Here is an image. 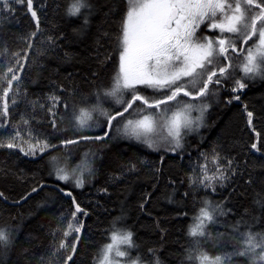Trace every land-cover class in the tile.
<instances>
[{"label": "snow or ice", "instance_id": "6c2138e0", "mask_svg": "<svg viewBox=\"0 0 264 264\" xmlns=\"http://www.w3.org/2000/svg\"><path fill=\"white\" fill-rule=\"evenodd\" d=\"M121 4L122 11L115 0H104L102 4L97 0H69L65 6V17L82 19V28L89 25L94 13L102 12L105 20L120 13L114 33L98 29L94 57L98 66H104L112 59V51L101 52V48L104 42L113 43L118 58L116 71L108 85L94 89L91 99L82 97L78 102L80 86L72 73L65 81L50 78L46 85L41 84L42 78L37 74L31 84L47 90H29L22 75L26 67L35 64L37 57L55 56L64 36L44 34L34 0H0V25L14 19L18 11L30 14L35 24V30L19 37L24 47L13 50L7 42L0 45V150L18 153L28 160L48 153L49 175L76 189H84L96 177L95 162L103 157L89 150L83 156L85 164L69 167L67 157L60 153L71 146L82 142L99 146L121 138L153 151L163 147L176 154L179 150L182 159L185 136L205 126L213 98L230 105L241 101L252 83L264 82V0H121ZM40 7L47 5L42 2ZM38 36L37 44L34 41ZM64 58L70 59L68 53H64ZM98 75L92 70L85 81L94 83L93 78ZM222 92L226 93L223 98ZM243 111L247 126L259 140L260 133L253 123L255 113L246 103ZM96 128L103 131L92 134ZM69 130L73 135L62 136ZM54 135L61 137L58 143L53 141ZM250 148L257 153L262 151L257 142L251 143ZM144 163L139 158L129 159L108 179L116 184L139 171ZM160 163L163 165V156ZM190 166L186 177L190 191H185L183 197L194 196L198 191L205 195L187 232L192 238L184 253L188 264H264V189L254 201L260 214L252 217L260 230H254L243 216L234 223L224 222L225 232L213 234L210 230L232 213L228 207L231 194L217 200L214 197L218 190L235 192L233 185L238 180L248 186L257 182L251 174L246 175V161L232 155L226 144L217 143L200 152ZM154 171L159 174L162 167H155ZM259 182L264 185V177ZM169 183L175 185L176 181L170 179ZM45 188L44 182H37L13 203L22 204ZM57 190L69 198L71 210L67 216L61 212L57 226L49 232L47 249L37 253L39 245L32 243L34 237L21 241L19 226L5 223L0 225V264H12L14 252L18 253L15 264H76L85 228L81 217L89 213L71 190ZM108 192L107 186L98 189V193ZM175 192L173 188V195ZM173 195L168 197L169 203L174 202ZM149 198L150 194H145L140 201L141 211L146 210ZM0 199L6 201L8 197L0 192ZM46 204L47 201L38 207ZM156 227L162 234L165 232L159 220ZM108 233L109 240L97 250L93 264H164L156 247H149L146 256L131 255V249L139 246L133 232L123 224L122 214L113 217ZM206 240L223 245L220 254L209 255L203 249ZM227 247L232 250H224Z\"/></svg>", "mask_w": 264, "mask_h": 264}, {"label": "trees", "instance_id": "16d2710c", "mask_svg": "<svg viewBox=\"0 0 264 264\" xmlns=\"http://www.w3.org/2000/svg\"><path fill=\"white\" fill-rule=\"evenodd\" d=\"M67 1L69 2V0H34V7L38 9L44 34L62 33L64 39L58 42L60 47L56 49L55 56L37 57V62L29 64L22 75L31 92H42L47 89L42 88L41 85L31 84V80L36 78L37 74L42 78L41 84L46 85L50 78L65 81L68 74L72 73L80 86V95L77 97L79 102L82 97L91 99V93L97 86L108 85L116 71L118 58L113 43L104 42V48H101V52L105 49L112 51V59L104 66H98L94 62V57L98 29L102 28L114 33L118 27L117 19L120 13H114L107 20L102 12L94 13L89 18V25L82 28V19L65 17L63 12ZM42 2L47 5L46 8L40 7ZM97 2L102 4L104 0ZM115 3L122 11L121 0H115ZM33 30L35 24L30 14L18 11L14 19L0 25V45L7 42L8 47L13 50L24 47L19 37ZM38 42L39 36L34 43L38 44ZM64 53H68L70 59H65ZM92 70L98 71L99 75L93 78L94 83H88L85 77ZM220 95L223 98L226 93L222 92ZM245 103L249 110L255 113L253 123L256 132L260 133L259 140L255 132L247 126L243 111ZM45 131H47L46 126ZM102 131L103 129L96 128L93 129L92 134ZM71 135L73 133L70 130L62 133V136ZM113 136H115L114 132ZM60 138L55 135L52 137L57 143ZM253 142L258 143L261 153L251 150L250 145ZM217 143L226 144L227 150L232 155L238 160L246 161V175L251 174L257 182L248 186L238 180L233 185L235 192L231 189L218 190L214 197L217 200L221 195L231 194L228 207L232 209V213L228 217L221 218V223L212 226L210 230L213 234L225 232L227 229L222 226L224 222L234 223L242 216L253 225L254 230H260L259 223L252 219L253 216L260 214L259 205L254 201L257 193L264 189V185L259 182V178L264 177V167H262L264 165V154H262L264 153V82L259 80L245 90L241 101L226 105L223 99L220 102L215 98L212 99L211 107L205 115V126L185 136L182 159L179 150L176 154L166 152L163 147L159 151H153L134 141L121 138L101 142L99 146L90 142L71 146L70 150L60 153L61 156L67 157L69 167H74L78 163L85 164L83 156L89 150L98 152L103 157L102 160L95 162L96 177L91 179L82 190L74 188L72 184H61L49 175L48 153L35 160H28L18 153L0 150V169L4 170L0 173V192L8 197L6 201L0 199V225L5 223L18 225L21 241L32 236L35 238L32 243L39 245L36 249L37 253L47 249L51 239L49 232L57 226L61 212L67 216L71 210L69 198L49 187L32 195L22 204L13 203L29 191L33 184L42 181L46 185L71 190L81 206L89 213L87 217H81L85 228L78 247V255L75 257L76 264H93L97 250L109 240L108 229L113 217L121 214L123 224L133 232L135 243L139 246L131 249V255L146 256L149 247H156L160 249L159 255L164 264H182V261L188 264L184 253L192 238L187 232L199 209V201L205 193L198 191L194 196L189 195L184 198L183 193L190 191L186 177L190 174L191 162L196 161L199 153L210 150ZM162 156L163 165L160 163ZM135 158L145 161L139 166V171L116 184L109 181V176L119 171L121 164ZM244 166L242 164V167ZM155 167H162V172L157 174L154 171ZM17 176H22L23 179H17ZM170 179L175 180L176 184L171 185ZM104 186L108 187V194L98 193V189ZM173 188L176 189L175 195ZM145 194H150V198L145 205L146 210L141 211L139 203ZM170 195H173V203H169ZM45 201L47 204L44 207H38V204ZM157 220L165 229L163 234L156 227ZM222 248L223 245L214 244L212 240L203 242V249L209 255L220 254ZM224 250L232 249L227 247ZM17 255V252L12 254V264H15Z\"/></svg>", "mask_w": 264, "mask_h": 264}, {"label": "water", "instance_id": "95a60500", "mask_svg": "<svg viewBox=\"0 0 264 264\" xmlns=\"http://www.w3.org/2000/svg\"><path fill=\"white\" fill-rule=\"evenodd\" d=\"M49 187H51V188H53V189H55V190H57L58 189V186H55V185H46V188H49ZM58 191V190H57ZM34 194H36V193H33L32 195H34ZM3 200V199H2ZM14 205H17V204H14Z\"/></svg>", "mask_w": 264, "mask_h": 264}, {"label": "rangeland", "instance_id": "374dc122", "mask_svg": "<svg viewBox=\"0 0 264 264\" xmlns=\"http://www.w3.org/2000/svg\"><path fill=\"white\" fill-rule=\"evenodd\" d=\"M108 105H111V102L109 101L108 102ZM195 115V114H194ZM84 163H82L81 165H83ZM59 182V181H58ZM59 183H61V184H64L65 185V183H62V182H59ZM67 184H71V183H67Z\"/></svg>", "mask_w": 264, "mask_h": 264}, {"label": "bare ground", "instance_id": "6f19581e", "mask_svg": "<svg viewBox=\"0 0 264 264\" xmlns=\"http://www.w3.org/2000/svg\"><path fill=\"white\" fill-rule=\"evenodd\" d=\"M67 2H68V1H67ZM67 2H66V3H67ZM37 3H38V2H37ZM64 9H65V8H64ZM63 13H64V12H63ZM86 217H87V216H86ZM101 243H102V242H101ZM98 246H99V245H98Z\"/></svg>", "mask_w": 264, "mask_h": 264}]
</instances>
